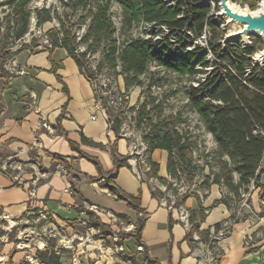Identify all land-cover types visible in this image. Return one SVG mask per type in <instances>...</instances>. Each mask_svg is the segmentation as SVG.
Wrapping results in <instances>:
<instances>
[{
    "label": "crops",
    "instance_id": "crops-1",
    "mask_svg": "<svg viewBox=\"0 0 264 264\" xmlns=\"http://www.w3.org/2000/svg\"><path fill=\"white\" fill-rule=\"evenodd\" d=\"M18 53L16 73L0 76V156H4L0 165L9 157L24 165L21 170L0 167V264H22L27 254L46 250L59 255L61 264H74V255L79 259L76 264H125L102 253L99 241H85L88 231L82 229L84 221L103 231L105 237L115 228L107 215L88 209L97 205L111 211L101 203L105 199L109 207L110 199L126 207L114 213L134 222L144 220L143 250L137 249L135 241L133 247L129 245L132 237L124 239L127 252L136 254L138 264H209L211 227L236 212L221 201L224 188L212 184L204 198L196 192L186 198L184 204L196 218L203 238L201 243L190 241L176 214L160 204L128 161L111 180L82 156L95 158L108 173L115 168L113 149L127 157L131 140L111 128L110 107L91 117L95 111L92 85L66 49L40 47L37 52ZM151 159L158 164L159 175L167 177L168 152L156 149ZM60 163L71 177L57 172ZM258 177L259 184H264V155ZM35 179L36 195L32 196ZM258 189L243 203V212L235 213L238 221L231 232L218 240V264H264V194L260 196ZM131 197H139L138 210ZM201 207L208 210H204L203 219ZM23 221L30 222L28 237L33 241L22 249L17 236L12 239L11 234ZM36 241H44L48 248L37 250ZM34 264L46 263L39 260Z\"/></svg>",
    "mask_w": 264,
    "mask_h": 264
},
{
    "label": "trees",
    "instance_id": "trees-1",
    "mask_svg": "<svg viewBox=\"0 0 264 264\" xmlns=\"http://www.w3.org/2000/svg\"><path fill=\"white\" fill-rule=\"evenodd\" d=\"M30 1L32 0H5L0 2V6L10 7L7 14L10 21L4 26V29L8 35L13 34V43L22 40L29 31V18L32 13L28 7ZM233 1L248 4L251 9H255L258 3V0ZM70 2L75 9H82V11L88 6L84 0H70ZM174 2L175 5H170L166 0H99L94 5L90 2L87 13L79 17V23L88 21L87 32L80 37V41L86 42L91 38L92 45L88 48L90 50L99 46L103 41H107L105 57L110 62H115L117 58L121 61L127 83L147 74L154 62L181 75L195 76L197 71L207 73L204 67L207 66L208 62L199 53L200 47H196L185 54L178 53L181 51H176L171 47L169 35H166L163 40L154 41L152 37L135 36L132 32L143 22H155L158 25H167L171 30L170 34L179 33L180 43L184 40L186 28L190 29L196 36H199L206 26L211 27L213 37H219L222 34L220 28L214 23L215 20L208 15L209 7L202 4L201 0H174ZM113 3L121 6L124 23L131 25V35L122 44L115 37L116 28L109 15ZM34 11L40 25L51 21L52 11L50 9L35 8ZM60 30L48 31L47 36L51 42V47L44 46V50L51 51L57 47L66 49L68 54L77 62L81 71L87 77L92 76L93 70L87 68L84 63L86 53L79 55L75 51V36L71 37V32L67 30L65 25ZM220 38L221 36L216 44L211 42L210 45L218 54V61L227 62L228 65H222L218 62L219 66L209 73L204 81L198 78L196 79L199 83L198 86L191 84L188 87L190 105L199 116L198 118L203 123L205 130L212 135L220 155V161L217 165L219 166L218 173L212 172V175L211 173L202 175L204 177L201 178V182L195 183V185L198 188H208L212 184H218L222 188L228 186L234 191L242 184L254 180L256 188H260L261 194H264V184L258 182V170H261V161L264 155V67L254 66L250 59V55L263 46L261 48H257L255 45L242 47L238 42L239 46L233 48L231 42H228L222 49L219 42ZM164 42H167L166 45ZM8 46L9 42L0 48L2 66L6 58L12 55ZM25 48L30 47L26 46ZM25 48L21 47L15 53L23 51ZM197 62L203 64V67L198 69L196 67ZM247 67H251L252 70L249 74H246L245 71ZM2 71L0 76L9 75L5 69ZM222 72L226 74V77L222 76ZM132 87L128 86V89ZM135 111L136 126L143 130V139L149 146L151 175L158 177L161 181H167L165 177L159 175V166L151 159L154 150L163 149L168 152V175L176 178L179 182L183 179L182 172H186L193 183L192 185H194L198 170L201 169L200 165L196 164L194 157L196 143L185 138L177 128L172 127L169 130L160 131V127L158 128V124L155 123L151 115L149 102L140 103ZM108 112L111 128L117 134L120 133L123 125L121 113H116L111 107L108 108ZM82 156L90 159L97 166L100 174L106 175L111 180L117 177V171L121 167L128 166V156L118 155L115 149H113L115 168L108 173L103 172L100 163L95 158L83 154ZM208 158H210L209 155ZM235 172L240 176L237 185L234 183L233 174ZM112 186L116 189L114 184ZM196 190L195 188L194 191L184 195L181 199L182 202H185L186 198ZM152 195L154 197L163 196V194L154 191H152ZM131 200L135 209L138 210L139 197H131ZM221 201L232 208L225 190ZM204 210L203 207L199 209L201 219L205 214ZM235 213L237 211L226 220L237 222L238 218L235 217ZM190 218L192 221L196 220L192 212ZM222 222L215 225L216 229L221 227ZM136 224L135 232L122 233L121 237L123 240L133 237L136 245H143L141 231L144 220L138 219ZM170 225H172V220H170ZM188 239L191 241L189 236ZM37 256L46 264H61V257L54 251H39Z\"/></svg>",
    "mask_w": 264,
    "mask_h": 264
},
{
    "label": "rangeland",
    "instance_id": "rangeland-1",
    "mask_svg": "<svg viewBox=\"0 0 264 264\" xmlns=\"http://www.w3.org/2000/svg\"><path fill=\"white\" fill-rule=\"evenodd\" d=\"M2 1L5 0H0V2ZM97 1L99 0H84V2L88 3V6L87 9L83 11L82 9H75L70 0L30 1L28 7L32 13L29 18V31L25 34L22 40H18L14 43L12 42L13 34L8 35L6 33V30L4 29V26H6V24H8V22L10 21V18L7 17L10 7L0 6V48L5 46L6 43L9 42L8 50L12 54L11 56L6 58V61L3 62V66L0 59V73L3 72V69H5V71L7 72L10 71L9 73L15 74L18 70L19 65L17 62L19 53H15L18 49L28 46L30 48H25V50L33 53L35 51H38L40 47L44 48V46L51 45L50 41L46 42L47 40H49L47 36L48 31L53 29L60 30L63 25H65L67 30L71 32V37L75 36L76 38V53L79 55L86 53L84 63L85 65H87V68H91L92 70L94 68H97L96 70L99 75L109 79L111 96L119 97L122 95L123 91L128 90V86H133L131 88L130 98L128 99V103L126 106L127 110L125 109V114L124 111L120 112L123 121H125V119L127 120L129 116L134 119V116H136V107L144 101L149 102L151 115L155 123L158 124V128L160 127V131H166L174 127L177 128L185 138H189L190 141H194L196 143V152L194 153V157L196 160V164L200 165L201 169L199 168V172L196 176V179L194 180V183L199 184L201 182V178L204 177L202 175H209L210 173L212 175V172H215L217 174L219 169V166L217 165L220 161V155L218 153L216 143L212 135H210L209 137L207 134L208 132L206 130H203V123H201L198 118L199 116L191 107L190 99L188 96V87L193 84V82H197L196 79L201 77V74L203 73L197 71L195 76L181 75L176 72L169 71L158 64L156 65L155 63H152L147 74L141 75L138 79L132 80L127 83L125 75L123 74L121 61L117 58L115 62H110L105 57V54L107 52V41H103L99 46H94L95 48L93 47L94 49L91 50L88 49L89 46L92 45L91 38L86 42L80 41V37L85 35V33L87 32L88 21L86 23H79V17L87 13V10L90 7V2L92 3V5H94ZM239 1L241 2L242 0ZM35 8L50 9L52 11L51 21L40 25L38 23L36 12L34 11ZM109 15L111 16V20L114 24V27L116 28L115 37L118 38L120 44H122L123 41L126 40L129 35H131V25L124 23L122 8L117 3H113L111 5ZM214 23L220 28V32H222V22L219 20H215ZM209 30L212 31L211 27L209 28ZM134 31L135 30H132V32ZM219 37H213L211 35L210 38L208 37L209 45H196L200 47L199 53L202 55V57L205 58V61L208 54V49H211L213 60H210V64H207L209 69H215L219 66V64L228 65L227 62H223L220 60L218 61V54L215 52L214 47L210 45L211 42L216 44ZM259 39V37L254 36L252 45H255L257 48H261L263 46V42ZM231 45L233 48H236L239 46V43L237 41H234L231 42ZM196 67L200 69L201 67H203V64L197 62ZM119 103H122V100H120ZM132 129L134 132V138L139 135L140 132L144 135L141 128L135 126L132 127ZM208 155L210 156V158H208ZM3 157L4 156H0V159L4 160ZM214 159L217 161V163ZM203 165H205V167H202ZM233 176L234 183L237 185L240 176L236 172L233 174ZM182 178L183 179L179 182L182 181L183 184L188 186H191L193 184L186 172H182ZM220 187L222 186L220 185ZM224 188L228 200L231 202L232 208L230 209H233L235 211L241 209L242 212L244 207L242 205L243 203L247 202L246 199L249 200V194L258 189L256 188V182L254 180L250 181L249 183L242 184L240 187H237V190L234 191L231 190L228 186H225ZM203 189L207 190V188ZM258 193L261 196V191H258ZM105 200L106 201H102L101 203L106 205V207L110 208L113 212H117L118 210H121V208L125 207L123 204H118V201H112L111 199L109 207V204L107 203L108 200ZM98 212L104 213L101 210H99ZM29 227L30 222L27 223L26 221H23L19 225V229H13L11 238L14 239L17 235H19L20 230L22 231V238H29L27 237L28 235H30ZM86 228V226L85 228H82L84 232ZM102 232L103 231H100V233L98 234L99 242L103 247H107L110 245V236L101 238L100 234ZM134 241V238L130 240L129 245L132 246ZM103 253L108 255L110 258L109 254H107L106 252ZM134 255L136 257V254ZM134 261L136 262V259Z\"/></svg>",
    "mask_w": 264,
    "mask_h": 264
},
{
    "label": "built area",
    "instance_id": "built-area-1",
    "mask_svg": "<svg viewBox=\"0 0 264 264\" xmlns=\"http://www.w3.org/2000/svg\"><path fill=\"white\" fill-rule=\"evenodd\" d=\"M170 5H175L174 0H166ZM205 6L209 7V17H212L214 20L221 21V38L219 39V42L221 44V40L227 31L228 27L224 20L218 18L216 16L217 12L220 10L219 3L215 0H209L207 2H202ZM241 4V3H240ZM259 4V0L257 3V6ZM242 6L245 4H241ZM181 17V16H179ZM135 31L133 34L135 36L139 35L145 38L152 37L154 41L163 40L166 35H169V42L171 44V47L175 49L176 51H181L178 53H187L188 51H191L195 49L196 45L206 46L209 45L208 37L211 36V31L209 30V27L206 26L205 30L199 35L196 36L193 34V32L186 28L184 40L180 43L179 42V33L176 34H170L171 30L168 28L167 25H158L155 22H143L138 27L134 29ZM46 42H49L47 40ZM240 42L242 47L247 46L242 41ZM167 42H164V45H166ZM253 44V36L251 37V43ZM51 47V45H49ZM222 48V47H221ZM223 49V48H222ZM210 60H213L212 58V52L211 49H208V54L206 56V61L208 64H210ZM156 65L157 63L154 62ZM202 68V67H201ZM204 69L207 71V73L201 74V77H199L200 80H205L209 73H211L213 69H209L208 65L204 67ZM246 74L251 73V67H247L245 69ZM93 75L88 77V80L90 81L94 95H95V102H94V112L92 113L91 117L95 118L96 113L98 111L104 110L106 106L111 107L113 111L117 112H123L125 114V111L127 110L126 106L128 103V99L130 98L131 89H128L126 91H123L122 95L119 97L111 96L110 91V81L109 79L102 77L98 74L97 70L93 69ZM222 76L226 77V74L222 72ZM195 86H198V82H193ZM119 99V100H118ZM118 100V102H117ZM122 100V103H119V101ZM126 109V110H125ZM133 121V122H132ZM134 123V126H133ZM111 125V121H110ZM203 125V124H202ZM136 123L135 120L132 119V117H128L127 120L123 121V125L121 128V135L131 139V149L130 154L128 156L127 161L131 164V167L133 168L134 172L138 176V178L146 182L152 191L161 193L163 196L156 197L160 204L167 208L170 213L176 214V218L179 222H181L187 232V235L191 238V241L201 243L203 241L202 235L199 231V227L196 225L197 222H194L191 220V211L188 209V207L185 206L184 202H182V198L187 193L194 191L196 188V193L200 195L201 198H204V194L206 192V189L198 188L196 187L195 183L192 186H188L183 184V182H178L176 178H173L171 176L165 177L167 181H161L158 177L151 175L152 166L149 161V146L147 142L143 139V134L140 132L139 135H137L135 138L133 137V129L132 127H135ZM203 130L205 131V127L203 125ZM210 137V133H207ZM196 152V151H194ZM23 163H16V160L14 157H9L6 159L0 167L6 171L11 169H23ZM57 172L65 175L66 177H71L72 173L68 171V169L63 165L59 164L57 167ZM36 182L37 179L34 181V186L30 189V193L32 196L36 195ZM171 186V188H170ZM67 192H73L71 188L65 189ZM113 196H117L115 193H111ZM261 204L264 205V201H261ZM88 209L93 211L95 214L98 213L99 210L105 213L107 217L109 218L110 225H114V229L109 230L110 231V245L107 247H103L102 245L99 246L101 252H106L110 255V257L118 258L120 261L125 262V264H138L135 255L133 253L127 252V247L124 244V240L121 237L122 232L132 233L135 232L137 229V224L134 221L128 220L124 218L123 216L116 214L110 210L101 208L97 205H89ZM208 210L205 209V213H207ZM28 223V222H27ZM84 226L87 227V236H85V241L89 242H98V234L100 233V230H96L94 226H91L90 222L84 221L82 222ZM234 221L233 220H225L222 222V225L219 229H216L215 226L211 227L210 231V237L211 239L207 243L209 245V264H218L219 258H220V251L217 248V242L218 240L222 239L223 237L227 236L232 229ZM99 229V228H98ZM45 232V231H44ZM45 235H48V232H45ZM28 237V236H27ZM101 238H104V232L100 234ZM18 240V247L20 248H28L31 246V242L33 241L31 238H22V232H19V235H17ZM31 240V241H30ZM43 241L42 244L38 243V241L35 242V247L37 250H46L48 247ZM73 247V246H72ZM138 250H143V245L139 244L137 245ZM59 254L60 251H57ZM40 258L37 256V254H27L26 255V261L22 264H34L35 262L39 261ZM78 256L74 255L72 258V261L74 264L78 263ZM146 264H152L151 262H146Z\"/></svg>",
    "mask_w": 264,
    "mask_h": 264
},
{
    "label": "water",
    "instance_id": "water-1",
    "mask_svg": "<svg viewBox=\"0 0 264 264\" xmlns=\"http://www.w3.org/2000/svg\"><path fill=\"white\" fill-rule=\"evenodd\" d=\"M215 1L220 6L216 16L224 20L228 27L221 40V47L224 49L232 41H242L250 45L251 37L257 36L262 40L263 47L253 52L250 59L254 66L264 67V0H259L255 9H251L248 4L242 6L233 0Z\"/></svg>",
    "mask_w": 264,
    "mask_h": 264
}]
</instances>
